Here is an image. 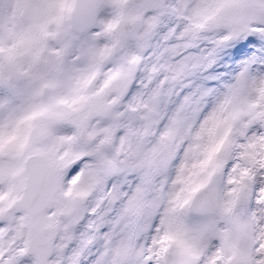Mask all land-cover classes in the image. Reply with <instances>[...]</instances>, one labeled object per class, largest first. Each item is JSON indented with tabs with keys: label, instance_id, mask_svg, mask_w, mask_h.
I'll return each mask as SVG.
<instances>
[{
	"label": "snow or ice",
	"instance_id": "obj_1",
	"mask_svg": "<svg viewBox=\"0 0 264 264\" xmlns=\"http://www.w3.org/2000/svg\"><path fill=\"white\" fill-rule=\"evenodd\" d=\"M0 264H264V0H0Z\"/></svg>",
	"mask_w": 264,
	"mask_h": 264
}]
</instances>
